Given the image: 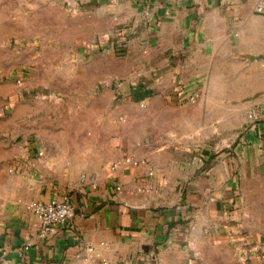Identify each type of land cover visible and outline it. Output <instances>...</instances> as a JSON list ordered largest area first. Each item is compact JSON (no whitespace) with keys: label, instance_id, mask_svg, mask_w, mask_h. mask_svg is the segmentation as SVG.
<instances>
[{"label":"crops","instance_id":"0c3cea01","mask_svg":"<svg viewBox=\"0 0 264 264\" xmlns=\"http://www.w3.org/2000/svg\"><path fill=\"white\" fill-rule=\"evenodd\" d=\"M113 2L114 15L139 27L127 53L98 54L96 67L79 71L54 70L63 58L43 61L34 78L50 90L58 89L55 78L82 80L64 82L66 115L34 120L30 108L13 120L25 139L19 169L0 168V264H189L197 241L223 230L222 206L251 168L259 180L255 141L264 121L246 112L264 110V0H156L154 26L143 18V0ZM107 14L96 10V31L116 28ZM113 80H123L122 92ZM181 83L200 89L197 102L170 99ZM121 112L130 118L118 123ZM224 137L242 143L223 153L216 148ZM125 157L147 161L111 170ZM66 195L73 218L40 236L28 203Z\"/></svg>","mask_w":264,"mask_h":264},{"label":"rangeland","instance_id":"374dc122","mask_svg":"<svg viewBox=\"0 0 264 264\" xmlns=\"http://www.w3.org/2000/svg\"><path fill=\"white\" fill-rule=\"evenodd\" d=\"M111 4L116 3L113 0H0V168L9 167L11 171L20 167L23 153L19 149L25 138L13 126L19 111L31 108V113L35 111L34 120L40 116L48 121L53 116H65L66 106L61 102L67 92L62 87L73 88L76 82H82L81 79L55 78L52 82L58 89L50 90L34 78L35 70L41 69L40 65L46 68L43 61L63 58L65 62L52 64L54 70L79 71L96 67L98 54L120 58L127 53L131 39L139 33V27L134 25L136 19L128 20L130 26L123 34L115 29L96 31L98 9L107 8L113 24L120 22L121 18L115 19L114 15L120 10L116 11ZM154 21L150 22L153 26ZM102 23L107 25L103 20L100 27ZM115 32L117 35H113ZM100 83L98 90L108 86L106 81ZM122 83L123 80H113L109 84L122 92L119 89ZM175 94L173 91L170 99L182 103ZM117 96L119 105L122 101ZM83 100L84 104L91 103L92 95H84ZM136 104L138 107H133L132 111L139 116L141 104ZM253 112L258 116L254 117ZM246 114L254 122L264 121V110L258 107ZM129 118L127 112H121L117 120L120 123ZM255 142L258 152L263 155L259 180L254 175L255 169L251 168L249 175L244 177V188L234 191L222 206L225 217V211L230 212L223 230L216 229L212 237L199 239L188 256L189 264H264V132ZM239 143H242L239 139H227L216 150L235 152ZM244 145L248 151L252 148V143Z\"/></svg>","mask_w":264,"mask_h":264},{"label":"built area","instance_id":"2783aa9c","mask_svg":"<svg viewBox=\"0 0 264 264\" xmlns=\"http://www.w3.org/2000/svg\"><path fill=\"white\" fill-rule=\"evenodd\" d=\"M144 17L153 21L156 20V15L154 11V3L151 0H143ZM258 10L260 12H264V2L258 5ZM117 15H115V19H117ZM130 26V22L127 20H120V22L116 25L115 30L119 31V34H123L124 30ZM113 35H117V32L113 33ZM192 88V89H191ZM187 87L184 84H178L176 87V96L180 100H184L187 102H197L201 96L200 89ZM254 117H257V112H253ZM147 159H137L133 157H125L123 159H119L113 162L111 165V170L115 171L119 167L128 165V164H139L145 163ZM81 181L87 183L88 177L86 174L82 175ZM90 185L92 188L98 187L97 181H90ZM118 189H121V184L117 185ZM28 208L34 212L40 219V229L39 235L42 237H46L50 234L56 233L62 225H67L70 220L73 218L75 214L74 203L70 196L66 195L62 198H54L50 201H41V200H33L28 203ZM227 218L230 216V212L228 210L225 211ZM32 242L26 243L21 251L27 250L31 247Z\"/></svg>","mask_w":264,"mask_h":264},{"label":"trees","instance_id":"16d2710c","mask_svg":"<svg viewBox=\"0 0 264 264\" xmlns=\"http://www.w3.org/2000/svg\"><path fill=\"white\" fill-rule=\"evenodd\" d=\"M144 95H145V94H144L143 91H142L141 93L136 94L135 98H136L137 100H139V99L143 98Z\"/></svg>","mask_w":264,"mask_h":264}]
</instances>
